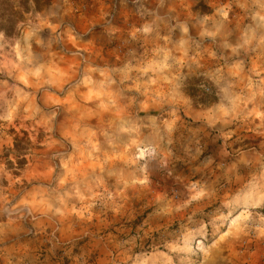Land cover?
Here are the masks:
<instances>
[{"label":"rangeland","instance_id":"1","mask_svg":"<svg viewBox=\"0 0 264 264\" xmlns=\"http://www.w3.org/2000/svg\"><path fill=\"white\" fill-rule=\"evenodd\" d=\"M0 264H264V0H47L0 32Z\"/></svg>","mask_w":264,"mask_h":264},{"label":"trees","instance_id":"2","mask_svg":"<svg viewBox=\"0 0 264 264\" xmlns=\"http://www.w3.org/2000/svg\"><path fill=\"white\" fill-rule=\"evenodd\" d=\"M47 5V0H0V32L7 37L15 36L22 25L30 20L34 11H41ZM206 98L200 101L205 103ZM213 98L207 104L214 103ZM206 104V105H207ZM29 140L26 134L22 138H14V149L19 156L17 164L19 167L25 165V160L22 154L26 151V146L29 145Z\"/></svg>","mask_w":264,"mask_h":264}]
</instances>
